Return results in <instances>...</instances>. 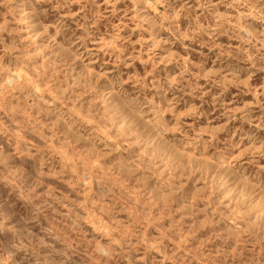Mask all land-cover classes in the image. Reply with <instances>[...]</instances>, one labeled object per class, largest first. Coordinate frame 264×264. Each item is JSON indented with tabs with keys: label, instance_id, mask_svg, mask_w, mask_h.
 I'll return each mask as SVG.
<instances>
[{
	"label": "clouds",
	"instance_id": "1",
	"mask_svg": "<svg viewBox=\"0 0 264 264\" xmlns=\"http://www.w3.org/2000/svg\"><path fill=\"white\" fill-rule=\"evenodd\" d=\"M0 264H264V0H0Z\"/></svg>",
	"mask_w": 264,
	"mask_h": 264
}]
</instances>
